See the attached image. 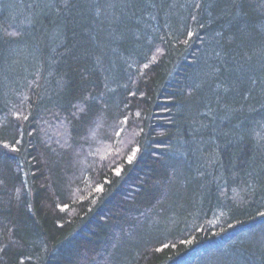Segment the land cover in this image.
I'll list each match as a JSON object with an SVG mask.
<instances>
[{
  "label": "trees",
  "instance_id": "16d2710c",
  "mask_svg": "<svg viewBox=\"0 0 264 264\" xmlns=\"http://www.w3.org/2000/svg\"><path fill=\"white\" fill-rule=\"evenodd\" d=\"M261 213L264 0H0V264H264Z\"/></svg>",
  "mask_w": 264,
  "mask_h": 264
},
{
  "label": "rangeland",
  "instance_id": "374dc122",
  "mask_svg": "<svg viewBox=\"0 0 264 264\" xmlns=\"http://www.w3.org/2000/svg\"><path fill=\"white\" fill-rule=\"evenodd\" d=\"M125 132V131H124ZM121 142L116 144V149L110 151V147L106 145L105 143L96 145L95 149H93L92 155L90 156L94 160H99L103 158H110L112 162L109 166L113 165L115 162L119 161L120 159H128L129 156L132 155L133 151H135L134 145L131 142L133 140V133L131 131H126L125 134H123V131L120 132ZM112 167V166H111ZM89 188H93L94 186L89 184Z\"/></svg>",
  "mask_w": 264,
  "mask_h": 264
},
{
  "label": "snow or ice",
  "instance_id": "6c2138e0",
  "mask_svg": "<svg viewBox=\"0 0 264 264\" xmlns=\"http://www.w3.org/2000/svg\"><path fill=\"white\" fill-rule=\"evenodd\" d=\"M16 143H19V141H16ZM2 146H3L4 149H10V150L13 151V152H15V151L18 150L14 145L10 146V145L7 144V143H4ZM136 151H138V149L135 150V151H133L132 155L128 157V162H129V163H131V162L133 161V159L135 158ZM117 174H119V172H117ZM98 190H99V189H98ZM260 215L264 216V213H261Z\"/></svg>",
  "mask_w": 264,
  "mask_h": 264
}]
</instances>
